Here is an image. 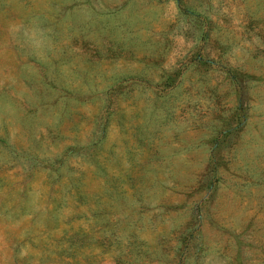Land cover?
<instances>
[{"label":"rangeland","instance_id":"rangeland-1","mask_svg":"<svg viewBox=\"0 0 264 264\" xmlns=\"http://www.w3.org/2000/svg\"><path fill=\"white\" fill-rule=\"evenodd\" d=\"M0 264H264V0H0Z\"/></svg>","mask_w":264,"mask_h":264}]
</instances>
